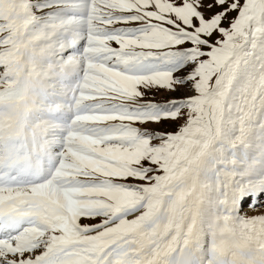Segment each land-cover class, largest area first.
I'll return each mask as SVG.
<instances>
[{"label": "snow or ice", "instance_id": "1", "mask_svg": "<svg viewBox=\"0 0 264 264\" xmlns=\"http://www.w3.org/2000/svg\"><path fill=\"white\" fill-rule=\"evenodd\" d=\"M260 209L264 0H0V264H264Z\"/></svg>", "mask_w": 264, "mask_h": 264}, {"label": "rangeland", "instance_id": "2", "mask_svg": "<svg viewBox=\"0 0 264 264\" xmlns=\"http://www.w3.org/2000/svg\"><path fill=\"white\" fill-rule=\"evenodd\" d=\"M176 95H181V93H177ZM163 98H164V96L162 94H156V99H163ZM161 128H162V130L172 131V130H175V125L165 123L164 125L161 126ZM247 208L248 207L246 206L245 212L249 213V211H246Z\"/></svg>", "mask_w": 264, "mask_h": 264}, {"label": "bare ground", "instance_id": "3", "mask_svg": "<svg viewBox=\"0 0 264 264\" xmlns=\"http://www.w3.org/2000/svg\"><path fill=\"white\" fill-rule=\"evenodd\" d=\"M246 211H249V213H247L248 215H255V214H259V212H253L251 209L247 208ZM259 211H264V209H260Z\"/></svg>", "mask_w": 264, "mask_h": 264}]
</instances>
